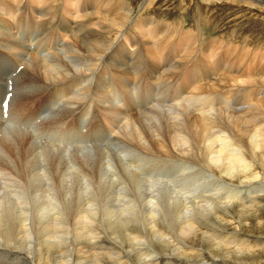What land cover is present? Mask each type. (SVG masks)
Returning <instances> with one entry per match:
<instances>
[{"label": "bare ground", "instance_id": "obj_1", "mask_svg": "<svg viewBox=\"0 0 264 264\" xmlns=\"http://www.w3.org/2000/svg\"><path fill=\"white\" fill-rule=\"evenodd\" d=\"M137 1L0 0V264L255 259L228 226L264 192V53L206 13L238 0Z\"/></svg>", "mask_w": 264, "mask_h": 264}, {"label": "rangeland", "instance_id": "obj_2", "mask_svg": "<svg viewBox=\"0 0 264 264\" xmlns=\"http://www.w3.org/2000/svg\"><path fill=\"white\" fill-rule=\"evenodd\" d=\"M129 1H134V0H129ZM135 1H137V0H135ZM146 1L147 0H138L135 4L136 7H135L134 11L136 12V8H137L139 2L142 3V2H146ZM197 1L198 0H153L151 5H147V8H143L144 9L143 13L144 14L147 13V15L149 13L152 15L154 13L155 14L156 13H161V14L167 13V14H169V16H167V18L169 20L172 18H175V20H178L181 17H183L186 21L195 20L194 18H197L199 16V13L201 10V8H198L200 3H199V1L197 3ZM192 2H193V4H192ZM237 2L236 3L231 2V4L230 3H228V4L222 3V2H216V3H213L212 5L208 4L206 13L210 18L219 22V24H220L219 27L221 28V31L225 34V36L223 37V40L225 41L224 43H228V41L236 43V41L239 42L241 39L247 38L248 41H252L250 43H254V41H255V48H256L257 52L259 51L260 53H264V50H263L264 49V25H263L264 24V10H262V8H256L255 10H251L248 8V6H247L246 2H244V0L243 1L238 0ZM256 3H257V0H256ZM242 4H245L246 6L242 5ZM192 5H193V7H192ZM182 6H185V7H182ZM187 6H188V8L186 10H184ZM175 7H178L177 8L178 10L175 9ZM179 8H181V9H179ZM197 9H198V11H197ZM263 9H264V7H263ZM180 12H182V14H180ZM183 14H184V16H183ZM200 18H201V15H200ZM134 26L136 27L135 23H134ZM210 26L213 27L212 21H210ZM199 27H200V25H199ZM132 31H134V30L127 31V34L131 33L134 35V33H132ZM228 32H229V35H228ZM230 33H232V34H230ZM135 34H136V32H135ZM123 35H122L123 37H121V40H124L126 47H127V50L129 51L126 54L128 55V57L133 56L136 49H138V48H135V46L132 45L131 42H129L128 35H125V34H123ZM234 36H235V38H234ZM129 37H130V35H129ZM229 37L230 38L232 37V38L230 39ZM238 37L240 38V40ZM63 41H65V43H66L65 38L63 39ZM63 41H62V43H63ZM30 47H31V50H33V46H30ZM250 48H251V44H250ZM250 50L251 49H249V51ZM253 50L254 49H252V51ZM6 56H7V59L11 58L9 55H6ZM30 57H31L30 54L27 55L28 59ZM116 57L117 58L113 61V65H112L113 68L117 67L119 65L120 61L121 62L126 61L125 58L122 59L121 55H118ZM182 59L183 58L177 59L176 56H174L171 59V56L169 55L165 58V61L168 64L167 67H172L173 65H175L178 61H180ZM235 60L236 59H230L232 64L234 63ZM263 62L264 61H262L261 64H263ZM261 66H263V65H261ZM101 67H102V65H100L98 67V71L101 69ZM156 73L159 74L160 72L157 71V72H154L153 74H156ZM79 74H81V73H79ZM228 91H230V89H228ZM98 92L101 96H104L105 91H98ZM83 106H84V101H82L78 107L75 108V106H74V109L72 111H74L78 108H81ZM32 107H33V105H32ZM29 138H30V140L32 139L31 135ZM44 142H46V141L44 140ZM41 151L44 153V150H41ZM73 152H74V150L72 152H70V154H73ZM65 161H68V157L65 158ZM254 185H255L254 187L259 186L258 183L254 184ZM262 194L264 195V192L261 193L260 196H258L256 199H253L250 202L249 208L247 207L248 209L243 208L242 210H238L237 217H239L241 219V223L239 222V224L237 226L230 223V224H232V226H230V225L228 226L229 229H234L236 231L238 230V234H237L238 238L242 239L243 241H241V242H243V245L250 250L248 252L243 251L241 253V254H243L242 258L243 259H245L244 257L255 258L254 260H256V261L254 262V260H253L251 264H264V196ZM241 195L243 197V196H245V193H242ZM243 198H245V197H243ZM244 201H245V203L243 202V204L245 206L248 205L249 201H246V200H244ZM201 235L204 236V237L202 236L203 239L207 236L204 233H201ZM208 246H211L210 251L215 249L214 248L215 244H213V243H209ZM116 247H118V245ZM67 248H68L69 252L66 253L65 258H69L73 254V252H72L73 247L69 246ZM127 251H126L127 255L129 254L128 258L135 259L134 255L130 252H127ZM135 253H138V252L135 251ZM214 253L218 255L219 252L214 251ZM203 254H205L204 256H206L205 257L206 262L209 260L210 264H217V263H212L211 261H213V260L217 261L218 256H209L205 252ZM228 254L229 253H226V255H228ZM140 260L143 261L144 257H141ZM223 260H225L226 263H230V264H233V262H234L233 260L227 258L226 256L224 257ZM171 261H174V260H171ZM184 261L185 262H182L181 264H188L189 263V262L187 263V260H184ZM80 262H81V264H88V263H83L82 261H80ZM244 262H246V261L244 260ZM159 263L160 262L158 261L155 264H159ZM162 263H164V262H162ZM235 263L240 264L238 261L234 262V264ZM95 264H98V263H95ZM111 264H113V262H111ZM172 264H175V262Z\"/></svg>", "mask_w": 264, "mask_h": 264}]
</instances>
